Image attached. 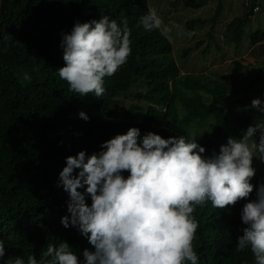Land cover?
I'll return each instance as SVG.
<instances>
[{
	"label": "trees",
	"instance_id": "trees-1",
	"mask_svg": "<svg viewBox=\"0 0 264 264\" xmlns=\"http://www.w3.org/2000/svg\"><path fill=\"white\" fill-rule=\"evenodd\" d=\"M147 1L0 0V239L5 240V259H27L33 252L41 259L49 243L80 242L75 228L65 229L60 223L67 214L68 195L56 181L65 157L84 149L88 154L98 151L101 142L133 126L142 134L154 131L165 138L185 135L199 140L206 153L213 152L253 122L248 111L239 110L248 105L245 91L244 98L234 100L229 85L209 81L199 72L183 74L167 36L137 26ZM183 2L189 8L202 7L199 0ZM257 5H247L245 15L227 27L236 48L243 46L245 26ZM222 12L220 4L213 18H197L186 26L194 30L211 22L214 28ZM101 13L118 23L128 21L132 54L114 76L105 78L101 98L91 93L80 97L59 78L57 69L64 66L61 40L50 31L53 24L70 31L75 20L99 19ZM249 40L261 43L264 32H252ZM24 72L31 74L30 83L22 81ZM263 72L264 68L251 83ZM136 86L141 91L132 94ZM131 94L144 103L126 106L125 97ZM81 110L89 121L79 118ZM196 121L211 128L195 135L189 127ZM195 214L200 228L194 246L201 264H253L250 251L236 250L242 233L237 234L232 216L215 212L210 203L197 207Z\"/></svg>",
	"mask_w": 264,
	"mask_h": 264
},
{
	"label": "clouds",
	"instance_id": "clouds-1",
	"mask_svg": "<svg viewBox=\"0 0 264 264\" xmlns=\"http://www.w3.org/2000/svg\"><path fill=\"white\" fill-rule=\"evenodd\" d=\"M147 3L137 26L167 36L171 28L161 29L158 9ZM60 26L53 24L50 31L61 40L59 78L77 96L101 98L105 78L132 54L128 21L118 23L101 13L99 19L75 20L70 31ZM21 79L30 83L32 77L24 72ZM239 98L244 94L233 95ZM252 109L259 115L239 136H228L218 151L206 153L199 140L185 135L165 138L133 126L101 142L98 151L65 157L56 181L68 195L60 223L75 228L80 242L49 243L41 259L34 252L27 259H5V240L0 239V264H201L194 246L200 228L195 213L208 203L238 225L237 234H242L236 250L250 251L253 264H264V98H253L239 110ZM78 116L90 120L83 110ZM195 123L189 127L195 135L211 128Z\"/></svg>",
	"mask_w": 264,
	"mask_h": 264
},
{
	"label": "rangeland",
	"instance_id": "rangeland-1",
	"mask_svg": "<svg viewBox=\"0 0 264 264\" xmlns=\"http://www.w3.org/2000/svg\"><path fill=\"white\" fill-rule=\"evenodd\" d=\"M199 1L202 7L194 9L186 8L182 0H149L150 4L158 9L164 21L161 29L171 28L167 36L174 47L173 56L182 68L181 72H199L209 81L227 84L236 97L243 95L241 92L245 91L248 105L253 98H264V72L256 83H251L264 68V41L254 45L249 40V34L252 32H264V0ZM246 2L259 4L261 9L250 16L249 23L245 26L243 46L236 48V45L230 42L231 35L227 34L226 30L236 17H242L248 11ZM171 4L173 7L170 9ZM220 4L223 5V12L214 28L211 22H207L194 30L188 29L186 23L191 20L213 18ZM187 49H190V52L185 56ZM246 86L248 88H244ZM137 91H141L138 86L133 87L131 93ZM132 94L125 97L126 106L131 103H144ZM248 112L253 119L259 115L254 109ZM258 161L260 166L261 161Z\"/></svg>",
	"mask_w": 264,
	"mask_h": 264
},
{
	"label": "built area",
	"instance_id": "built-area-1",
	"mask_svg": "<svg viewBox=\"0 0 264 264\" xmlns=\"http://www.w3.org/2000/svg\"><path fill=\"white\" fill-rule=\"evenodd\" d=\"M246 5H250V2H246ZM260 9H261V7H260V5H257V6H255V8H254V12H256V11H260Z\"/></svg>",
	"mask_w": 264,
	"mask_h": 264
}]
</instances>
